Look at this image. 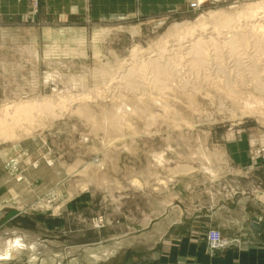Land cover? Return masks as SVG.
<instances>
[{
  "label": "rangeland",
  "instance_id": "rangeland-1",
  "mask_svg": "<svg viewBox=\"0 0 264 264\" xmlns=\"http://www.w3.org/2000/svg\"><path fill=\"white\" fill-rule=\"evenodd\" d=\"M191 2L0 0V109H56L0 140L1 212L62 218L78 241L134 210L163 219L171 202L264 201V0ZM240 139L250 162L231 159Z\"/></svg>",
  "mask_w": 264,
  "mask_h": 264
},
{
  "label": "crops",
  "instance_id": "crops-1",
  "mask_svg": "<svg viewBox=\"0 0 264 264\" xmlns=\"http://www.w3.org/2000/svg\"><path fill=\"white\" fill-rule=\"evenodd\" d=\"M249 149L240 139L231 159L249 161ZM235 200V193L229 192L214 194L210 201L171 202L168 215L166 211L160 220L150 207L142 218L134 210L116 225L101 227L96 237L86 234L78 241L61 227L62 218L32 219L24 213L1 212L0 207V264H264V230L249 228L254 216L264 221V201ZM210 227L219 228L228 241L213 254L206 240Z\"/></svg>",
  "mask_w": 264,
  "mask_h": 264
},
{
  "label": "bare ground",
  "instance_id": "bare-ground-1",
  "mask_svg": "<svg viewBox=\"0 0 264 264\" xmlns=\"http://www.w3.org/2000/svg\"><path fill=\"white\" fill-rule=\"evenodd\" d=\"M257 6V5H256ZM255 6V7H256ZM251 7V6H250ZM254 8V7H253ZM257 8H259V5L257 6ZM255 9V8H254ZM264 9V8H263ZM257 10V9H256ZM264 12V11H263ZM246 13V12H245ZM256 11L253 10L252 13L250 12V14L255 15ZM248 13H246L247 15ZM210 15H215V13L210 12ZM218 15V13H217ZM264 15V14H263ZM249 16V15H248ZM219 16H217L216 18H218ZM221 17V16H220ZM220 17L218 19H220ZM227 18V17H226ZM224 18V19H226ZM227 20V19H226ZM225 22L223 24H227L228 22ZM229 20V19H228ZM224 21V20H223ZM220 22V21H218ZM221 23V22H220ZM204 25V24H203ZM191 30V28H186L184 31L188 32ZM183 31V32H184ZM193 34V32H191ZM190 33V34H191ZM264 34V32H263ZM233 39V38H232ZM206 42L201 40V39H197L194 41V43L191 44V51L193 53V60L192 63L193 65H195V67H197V65H200L203 61V57L205 55V48H206ZM165 49V48H164ZM184 55V54H183ZM186 55V54H185ZM167 59V58H166ZM165 61V60H164ZM166 64V63H165ZM118 65V64H117ZM149 66L150 69L155 72V74L157 76L159 75H165L167 74L166 69L163 65H161L160 63L156 62V61H151L147 64H145L144 66ZM140 68V67H139ZM105 72V71H104ZM137 69L133 68L132 69V74L136 73ZM104 76V75H103ZM106 76V75H105ZM141 76V75H140ZM139 76V77H140ZM142 77V76H141ZM166 77V76H165ZM106 78V77H105ZM104 78V79H105ZM155 79V78H154ZM258 88V87H257ZM256 88V89H257ZM262 89V88H261ZM100 91V90H99ZM260 92V90H258ZM75 99V98H74ZM258 100V99H257ZM256 99H246L245 101V106L247 109H249L250 111H259L260 110V101H257ZM263 102V101H262ZM117 119L119 123H122V118H124L125 112H127L126 107L123 106H119L117 108ZM262 109V108H261ZM35 110H37L38 112L42 113H52V115H56V109L55 106L52 102H50L49 100H44L43 102L40 101H34V100H21L19 102H13V103H7L5 104L1 109H0V140H6L8 138H21L19 132L16 131V129L18 130H22L25 133H29L31 132V130L36 128V125H34L35 121V117L38 116L36 115ZM48 113V114H49ZM58 113V112H57ZM105 113H107L105 111ZM39 114V113H38ZM36 115V116H35ZM40 115V114H39ZM107 116V115H106ZM105 116V117H106ZM115 118V117H114ZM105 119V118H104ZM107 119V117H106ZM105 119V120H106ZM116 121V120H115ZM21 132V131H20ZM25 136V135H24ZM161 155V154H160ZM159 155V156H160ZM159 161L162 163V161L164 160L163 156L158 157ZM162 165V164H161ZM152 172V171H151ZM159 183V182H158ZM264 198V196L262 197ZM14 242V241H12ZM12 242H9L11 244L7 245V246H12L13 248V244ZM16 244V243H15ZM15 246H19V245H15ZM11 248V247H9ZM12 250V249H11ZM2 256H5L4 254H1Z\"/></svg>",
  "mask_w": 264,
  "mask_h": 264
},
{
  "label": "built area",
  "instance_id": "built-area-1",
  "mask_svg": "<svg viewBox=\"0 0 264 264\" xmlns=\"http://www.w3.org/2000/svg\"><path fill=\"white\" fill-rule=\"evenodd\" d=\"M202 0H192L191 7L198 8ZM208 251L210 254L227 245L228 241L223 237L221 230L217 227H210L206 232Z\"/></svg>",
  "mask_w": 264,
  "mask_h": 264
},
{
  "label": "water",
  "instance_id": "water-1",
  "mask_svg": "<svg viewBox=\"0 0 264 264\" xmlns=\"http://www.w3.org/2000/svg\"><path fill=\"white\" fill-rule=\"evenodd\" d=\"M249 228L252 229L254 232H261L264 230V221L262 217H253L250 219Z\"/></svg>",
  "mask_w": 264,
  "mask_h": 264
}]
</instances>
